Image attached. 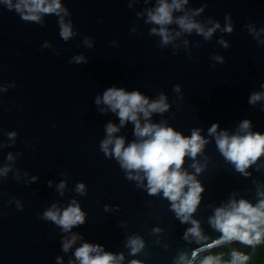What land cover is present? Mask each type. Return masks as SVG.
<instances>
[{"label": "water", "instance_id": "obj_1", "mask_svg": "<svg viewBox=\"0 0 264 264\" xmlns=\"http://www.w3.org/2000/svg\"><path fill=\"white\" fill-rule=\"evenodd\" d=\"M59 3L57 12L25 22L0 0V264H80L75 251L85 243L122 255L118 264H196L228 245L215 244L221 234L209 218L231 200L256 205L264 198L258 195L264 193V155L240 173L208 130L218 123L217 133L231 136L247 119L250 131L264 135V0H187L165 26L173 37L167 45L151 33L160 26L148 20L158 0ZM184 16L205 31L215 28L211 38L183 31L175 21ZM63 26L72 32L67 41ZM77 56L87 63H77ZM112 86L139 91L150 102L163 93L169 110L153 113L151 122L166 121L185 136L199 129L208 141L182 166L204 188L188 222H180L162 191L149 194L146 177L129 179L101 150L105 125L119 126V118L101 113L95 98ZM255 93L261 99L249 103ZM133 131L127 122L113 135L123 136L127 147L136 139ZM61 181L65 187L58 190ZM81 183L83 195L76 191ZM73 201L85 213L84 224L64 232L42 218L53 205L63 211ZM191 220L198 221L200 238L187 233ZM73 235L78 239L65 252L63 242ZM130 238L143 241L134 254Z\"/></svg>", "mask_w": 264, "mask_h": 264}, {"label": "clouds", "instance_id": "obj_2", "mask_svg": "<svg viewBox=\"0 0 264 264\" xmlns=\"http://www.w3.org/2000/svg\"><path fill=\"white\" fill-rule=\"evenodd\" d=\"M2 2L7 5L8 10H14L25 22H39L40 18L37 13H55L60 8L59 0H52L51 3H47V0H17L15 4L12 3V0H2ZM186 3L187 0H173L171 4L167 0H158V7L154 11L148 12L149 22L160 26L152 28L151 33L162 37V45H167L173 39L165 27L173 23V10H180ZM175 22L183 31L191 33L195 30L205 39L211 38L215 31V28L205 31L201 25L193 22L187 16L180 17ZM225 31L231 32V26H228ZM60 35L67 41L72 32L69 27L63 26ZM176 35L178 36L179 33ZM225 47H227L226 44ZM214 58L223 62L219 56ZM75 61L87 63V60L82 56L75 57ZM173 91L178 93L180 86L175 85ZM261 96L260 93L253 94L249 103L254 104L261 99ZM95 104L101 113L111 111L116 113L119 118V126L112 122L105 125L107 136L100 144L105 156H114L121 168L128 171L129 179L139 180L146 177L149 194L154 195L162 191L163 196L171 201V207L180 222H188L201 202V193L204 188L196 176L189 174L182 166L186 156L195 160L208 143L200 134V130L194 129L190 136H185L173 127L167 126L166 121L152 123L153 113L163 114L169 110L170 105L163 93L150 102L139 91L129 92L122 87L112 86L107 88L102 96H96ZM100 105H106L107 109L100 108ZM141 119H143V123ZM127 122L133 123V135L136 139L125 147L124 137H116L113 134L119 132ZM218 127V123H213L208 130L209 135L215 136L220 153L227 161L235 165L238 172L245 173V169L264 155V135L250 131L251 122L249 120H244L239 125L237 133L231 136L227 131L217 133ZM192 167L195 168L196 173L202 170L196 163ZM133 172L143 173V177L139 175L133 177ZM48 184L51 186V181ZM64 187L63 181L57 186L58 190H62ZM76 191L83 195L84 184H77ZM258 195L264 197V193H258ZM42 218L54 222L64 232H68L73 226L85 223V213L81 211L80 205L75 201L63 211L53 205L51 209L43 213ZM191 223L193 227L189 228L187 233L200 238L201 231L198 221L191 220ZM209 223L221 234L215 240L216 245L238 242L255 248L264 242V198H261L256 205L245 199L238 202L231 200L227 205L215 209V214L209 218ZM77 239L78 237L73 235L71 240H65L63 250L68 251ZM128 246L134 254L143 247V241L139 238H130ZM230 256L231 259L226 264H247L250 259L249 255L236 250H233ZM75 257L80 264H118V260L123 259L122 255L117 257L112 253L104 252L100 245L89 243L77 248ZM57 259L59 260V258ZM180 259L183 261L185 257L181 256ZM221 261L222 256L209 255L202 260L201 264H221ZM132 264H137V262L133 261Z\"/></svg>", "mask_w": 264, "mask_h": 264}, {"label": "trees", "instance_id": "obj_3", "mask_svg": "<svg viewBox=\"0 0 264 264\" xmlns=\"http://www.w3.org/2000/svg\"><path fill=\"white\" fill-rule=\"evenodd\" d=\"M239 251L250 256L247 264H264V242L257 245L255 248L239 244L238 242H232L224 247H220L208 252L198 263L201 264L202 260L209 256H222L221 264H226L231 259L230 253L233 251Z\"/></svg>", "mask_w": 264, "mask_h": 264}]
</instances>
